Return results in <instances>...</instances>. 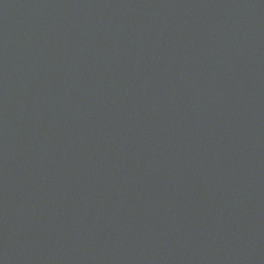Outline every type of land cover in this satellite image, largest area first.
<instances>
[{
	"label": "water",
	"instance_id": "1",
	"mask_svg": "<svg viewBox=\"0 0 264 264\" xmlns=\"http://www.w3.org/2000/svg\"><path fill=\"white\" fill-rule=\"evenodd\" d=\"M0 264H264V0H0Z\"/></svg>",
	"mask_w": 264,
	"mask_h": 264
}]
</instances>
